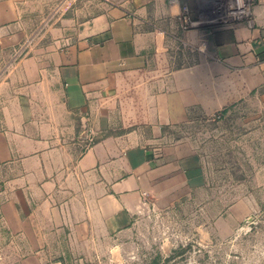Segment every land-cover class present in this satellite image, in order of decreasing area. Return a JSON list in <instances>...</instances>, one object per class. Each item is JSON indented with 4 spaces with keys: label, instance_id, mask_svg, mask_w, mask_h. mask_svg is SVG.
<instances>
[{
    "label": "crops",
    "instance_id": "1",
    "mask_svg": "<svg viewBox=\"0 0 264 264\" xmlns=\"http://www.w3.org/2000/svg\"><path fill=\"white\" fill-rule=\"evenodd\" d=\"M53 1L0 0V264H109L142 193L208 188L199 130L264 101V0Z\"/></svg>",
    "mask_w": 264,
    "mask_h": 264
},
{
    "label": "rangeland",
    "instance_id": "2",
    "mask_svg": "<svg viewBox=\"0 0 264 264\" xmlns=\"http://www.w3.org/2000/svg\"><path fill=\"white\" fill-rule=\"evenodd\" d=\"M240 4L250 11L253 0ZM263 107L249 99L226 124L199 130L194 147L208 188L174 210L141 215L134 245L109 264H264Z\"/></svg>",
    "mask_w": 264,
    "mask_h": 264
},
{
    "label": "built area",
    "instance_id": "3",
    "mask_svg": "<svg viewBox=\"0 0 264 264\" xmlns=\"http://www.w3.org/2000/svg\"><path fill=\"white\" fill-rule=\"evenodd\" d=\"M77 1L78 0H58L53 6L50 7L48 18L51 21H54L58 18L64 17ZM169 1L173 2L174 0ZM92 143H94V140H90L88 142V145H91ZM141 202L142 205L147 207L150 211H155V204L153 203V201H151L147 193L141 194Z\"/></svg>",
    "mask_w": 264,
    "mask_h": 264
},
{
    "label": "bare ground",
    "instance_id": "4",
    "mask_svg": "<svg viewBox=\"0 0 264 264\" xmlns=\"http://www.w3.org/2000/svg\"><path fill=\"white\" fill-rule=\"evenodd\" d=\"M238 6H239L240 9H243L242 4H238ZM243 10H245V9H243Z\"/></svg>",
    "mask_w": 264,
    "mask_h": 264
},
{
    "label": "clouds",
    "instance_id": "5",
    "mask_svg": "<svg viewBox=\"0 0 264 264\" xmlns=\"http://www.w3.org/2000/svg\"><path fill=\"white\" fill-rule=\"evenodd\" d=\"M238 3H242V0H238Z\"/></svg>",
    "mask_w": 264,
    "mask_h": 264
}]
</instances>
